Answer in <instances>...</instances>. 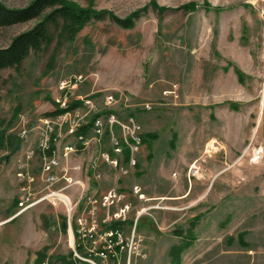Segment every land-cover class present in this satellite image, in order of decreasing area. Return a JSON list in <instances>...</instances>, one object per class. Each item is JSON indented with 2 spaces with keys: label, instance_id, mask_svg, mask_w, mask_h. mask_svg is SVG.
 Returning a JSON list of instances; mask_svg holds the SVG:
<instances>
[{
  "label": "rangeland",
  "instance_id": "374dc122",
  "mask_svg": "<svg viewBox=\"0 0 264 264\" xmlns=\"http://www.w3.org/2000/svg\"><path fill=\"white\" fill-rule=\"evenodd\" d=\"M67 1L144 11L131 29L89 22L0 70V264H174L172 247L179 264H264V0ZM35 23L0 28V49ZM62 102L86 113V145L63 131L48 186L37 127ZM20 169L33 178L24 211Z\"/></svg>",
  "mask_w": 264,
  "mask_h": 264
},
{
  "label": "trees",
  "instance_id": "16d2710c",
  "mask_svg": "<svg viewBox=\"0 0 264 264\" xmlns=\"http://www.w3.org/2000/svg\"><path fill=\"white\" fill-rule=\"evenodd\" d=\"M154 10L158 13L164 11L155 7ZM143 11L118 18L108 11H94L67 0H31L26 6L17 9L8 8L0 2V28L36 21L29 30L16 35L7 47L0 49V70L18 69L30 53L46 50L54 41L73 38L89 22L108 20L121 29H131ZM76 106L71 103L65 110L55 109L45 116H55ZM181 252L180 247L170 248L169 256L174 264H179Z\"/></svg>",
  "mask_w": 264,
  "mask_h": 264
},
{
  "label": "built area",
  "instance_id": "2783aa9c",
  "mask_svg": "<svg viewBox=\"0 0 264 264\" xmlns=\"http://www.w3.org/2000/svg\"><path fill=\"white\" fill-rule=\"evenodd\" d=\"M257 12L260 18L264 21V6L261 9H257ZM103 102L105 105L112 104L114 102V97L111 94L106 95ZM82 103L83 105L85 104L91 105V108H93L90 101H84V102L82 101ZM61 109L62 110L66 109L64 102L60 104V110ZM85 117H86V113L82 114L77 111L67 110L61 114L51 116V117H46L40 120V125L37 127V144H36L37 146L36 147H37V152L41 155L43 159L42 168H41L42 175H43V181L48 186H52L58 181L55 170L60 169V162H59V157H58V154L54 146L59 141V139L62 137L63 133L65 132L66 134H69L71 136L78 135V139L79 141H81V144H83L84 146L86 145L85 135L83 132L86 126ZM20 120L23 125H22V128L18 131L17 138L21 142L27 144L29 130H26L25 126L28 121H27V118L23 115L20 116ZM107 121L109 123L114 122V116L112 114L107 116ZM94 123H95L94 127L96 131L101 134L100 118H96ZM80 129L82 131L78 133ZM117 145H118V142L116 141V147H115L116 152L119 151ZM75 152L76 151L70 145H65L61 149V154L63 157H67L68 155L74 154ZM26 153H27V158H30L33 156L34 151L29 150L28 148ZM104 159H106V155L104 156ZM192 170H194L193 171L194 175L198 173L197 169H192ZM17 178H18V183L20 185L19 189L21 192L17 205L20 208V210L24 211L34 204L30 202V198L28 194L26 195L25 193L28 191V185L31 182H33V178L30 177L27 173H24L21 169L17 173ZM63 179L67 186L72 184V179L69 176H67V174H64ZM118 235H119L118 232L113 233L112 231L105 233L104 238H106L108 242L110 243V244H106L107 241L104 239V243L106 244V248L108 249L107 252L111 250L113 247V242L111 238L113 236L118 237ZM105 252L102 251L101 249V251H99L97 255L99 254L100 256H103L104 258H106L108 254Z\"/></svg>",
  "mask_w": 264,
  "mask_h": 264
},
{
  "label": "bare ground",
  "instance_id": "6f19581e",
  "mask_svg": "<svg viewBox=\"0 0 264 264\" xmlns=\"http://www.w3.org/2000/svg\"><path fill=\"white\" fill-rule=\"evenodd\" d=\"M63 201H65L67 203V199L65 196H59Z\"/></svg>",
  "mask_w": 264,
  "mask_h": 264
}]
</instances>
